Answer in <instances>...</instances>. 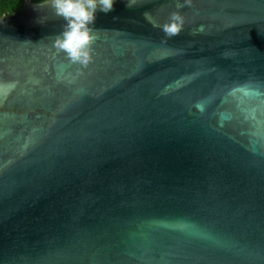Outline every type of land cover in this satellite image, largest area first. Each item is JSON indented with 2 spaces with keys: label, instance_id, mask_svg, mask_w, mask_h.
Instances as JSON below:
<instances>
[{
  "label": "water",
  "instance_id": "95a60500",
  "mask_svg": "<svg viewBox=\"0 0 264 264\" xmlns=\"http://www.w3.org/2000/svg\"><path fill=\"white\" fill-rule=\"evenodd\" d=\"M65 23L0 15V264H264V0H115L87 66Z\"/></svg>",
  "mask_w": 264,
  "mask_h": 264
},
{
  "label": "clouds",
  "instance_id": "9594fccd",
  "mask_svg": "<svg viewBox=\"0 0 264 264\" xmlns=\"http://www.w3.org/2000/svg\"><path fill=\"white\" fill-rule=\"evenodd\" d=\"M50 3L66 22L64 31L54 41V47L64 52L71 63L87 66L92 60L91 45L96 39L92 27L96 14L111 12L115 0H50ZM176 31L177 26L171 32Z\"/></svg>",
  "mask_w": 264,
  "mask_h": 264
},
{
  "label": "trees",
  "instance_id": "16d2710c",
  "mask_svg": "<svg viewBox=\"0 0 264 264\" xmlns=\"http://www.w3.org/2000/svg\"><path fill=\"white\" fill-rule=\"evenodd\" d=\"M26 0H0V15L8 14L20 8ZM39 2L42 0H32Z\"/></svg>",
  "mask_w": 264,
  "mask_h": 264
},
{
  "label": "snow or ice",
  "instance_id": "6c2138e0",
  "mask_svg": "<svg viewBox=\"0 0 264 264\" xmlns=\"http://www.w3.org/2000/svg\"><path fill=\"white\" fill-rule=\"evenodd\" d=\"M174 30H175V26H173V28L170 29V31H174ZM236 91L243 92L245 96H249V97H252V96H257L258 97V96L264 95V93H260L259 91H257V92H251V91H248V90H245V89H238ZM234 94L235 93H233V95ZM245 111H246L245 119H255L254 113L247 112V110H245ZM224 118L225 119H230L231 117L230 116H225ZM2 171H3V166L0 165V173H2Z\"/></svg>",
  "mask_w": 264,
  "mask_h": 264
}]
</instances>
